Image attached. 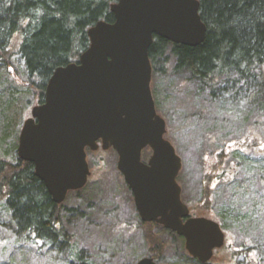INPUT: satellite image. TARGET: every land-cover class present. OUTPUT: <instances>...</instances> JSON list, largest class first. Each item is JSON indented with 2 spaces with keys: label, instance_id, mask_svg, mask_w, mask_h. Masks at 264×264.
<instances>
[{
  "label": "water",
  "instance_id": "1",
  "mask_svg": "<svg viewBox=\"0 0 264 264\" xmlns=\"http://www.w3.org/2000/svg\"><path fill=\"white\" fill-rule=\"evenodd\" d=\"M110 9L115 20L88 29L90 45L79 61L54 71L45 101L23 123L18 157L34 164L53 201L62 204L89 182L87 149H114L141 220L183 237L188 254L209 263L226 233L214 219L191 216L182 199V159L156 108L149 55L155 35L193 47L205 41L200 1L118 0ZM136 264L166 263L146 256Z\"/></svg>",
  "mask_w": 264,
  "mask_h": 264
},
{
  "label": "rangeland",
  "instance_id": "2",
  "mask_svg": "<svg viewBox=\"0 0 264 264\" xmlns=\"http://www.w3.org/2000/svg\"><path fill=\"white\" fill-rule=\"evenodd\" d=\"M14 62L21 73L22 61ZM1 79L16 86L21 83L14 72ZM151 87L157 111L167 123L166 138L182 159L178 177L182 199L187 205L201 203L204 208L193 213L225 225V244L211 262L201 263L183 253L185 241L175 232L156 225L144 227L132 191L117 168V152L99 148L87 152L92 174L78 194L81 202L75 200L77 193L65 201L67 210L79 205L65 223L80 252L96 264H136L149 251L146 235H157L170 243L162 263L264 264V66L241 89L220 80L214 87L205 86L189 73L171 69L166 74L153 72ZM34 103L25 110L24 121L39 104ZM221 153L227 158L222 156L219 166ZM150 155L146 149L143 160L147 162ZM212 173L221 178L214 180L213 195L205 203L204 181ZM237 252L243 255L230 263ZM49 253L44 247L35 249L14 231L9 211L0 202V264L67 261L65 253Z\"/></svg>",
  "mask_w": 264,
  "mask_h": 264
},
{
  "label": "trees",
  "instance_id": "3",
  "mask_svg": "<svg viewBox=\"0 0 264 264\" xmlns=\"http://www.w3.org/2000/svg\"><path fill=\"white\" fill-rule=\"evenodd\" d=\"M117 1L0 0V153L4 150V155L0 154V202L8 209L17 234L37 250L44 247L47 253H65L64 264H96L80 252L65 223L68 213L71 215L79 205L67 210L65 202L53 201L45 183L36 176L34 164L18 157L19 135L25 110L35 101H45L48 82L58 67L79 61L90 45L88 29L100 20H115L110 5ZM199 1L208 29L205 41L193 47L155 35L149 50L153 72H187L205 86L214 87L220 80L241 89L264 66V0ZM16 59L23 63L21 73L14 67ZM12 72L21 80L18 86L1 79L9 78ZM222 156L227 158L221 153L219 166L224 161ZM220 178L217 173L207 175L201 197L205 203L213 195L214 180ZM87 185L70 191L65 201L77 193L75 200L81 202L78 194ZM194 204H188L192 213L204 208L201 203L199 207ZM143 225L163 227L155 222ZM145 238L149 244L146 256L162 263L170 243L157 235ZM183 253L193 258L185 244ZM240 255L234 254L230 263Z\"/></svg>",
  "mask_w": 264,
  "mask_h": 264
},
{
  "label": "flooded vegetation",
  "instance_id": "4",
  "mask_svg": "<svg viewBox=\"0 0 264 264\" xmlns=\"http://www.w3.org/2000/svg\"><path fill=\"white\" fill-rule=\"evenodd\" d=\"M188 206H189V205H188ZM189 208H190V206H189ZM190 214H191V216H193V213H192L191 209H190Z\"/></svg>",
  "mask_w": 264,
  "mask_h": 264
},
{
  "label": "snow or ice",
  "instance_id": "5",
  "mask_svg": "<svg viewBox=\"0 0 264 264\" xmlns=\"http://www.w3.org/2000/svg\"><path fill=\"white\" fill-rule=\"evenodd\" d=\"M58 227V226H57Z\"/></svg>",
  "mask_w": 264,
  "mask_h": 264
}]
</instances>
